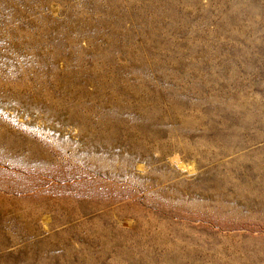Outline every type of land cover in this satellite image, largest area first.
<instances>
[{
	"label": "rangeland",
	"instance_id": "rangeland-1",
	"mask_svg": "<svg viewBox=\"0 0 264 264\" xmlns=\"http://www.w3.org/2000/svg\"><path fill=\"white\" fill-rule=\"evenodd\" d=\"M0 264H264V0H0Z\"/></svg>",
	"mask_w": 264,
	"mask_h": 264
}]
</instances>
